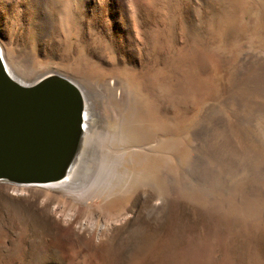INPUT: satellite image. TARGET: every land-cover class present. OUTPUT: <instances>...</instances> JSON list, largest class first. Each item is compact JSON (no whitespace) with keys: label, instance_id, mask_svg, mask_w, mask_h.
I'll use <instances>...</instances> for the list:
<instances>
[{"label":"rangeland","instance_id":"rangeland-1","mask_svg":"<svg viewBox=\"0 0 264 264\" xmlns=\"http://www.w3.org/2000/svg\"><path fill=\"white\" fill-rule=\"evenodd\" d=\"M0 45L116 159L115 214L0 182V264H264V0H0Z\"/></svg>","mask_w":264,"mask_h":264},{"label":"water","instance_id":"water-1","mask_svg":"<svg viewBox=\"0 0 264 264\" xmlns=\"http://www.w3.org/2000/svg\"><path fill=\"white\" fill-rule=\"evenodd\" d=\"M83 113L74 82L53 73L23 85L0 54V182L40 186L63 180L80 145Z\"/></svg>","mask_w":264,"mask_h":264},{"label":"bare ground","instance_id":"bare-ground-1","mask_svg":"<svg viewBox=\"0 0 264 264\" xmlns=\"http://www.w3.org/2000/svg\"><path fill=\"white\" fill-rule=\"evenodd\" d=\"M4 47H5V45H4ZM0 54H1L3 63L5 65V68L8 71V73L14 79L19 81L21 84L27 85L26 82H24L21 79V77H18V75L15 73V71H13V69H11L10 63L8 61V59H9L8 58V51L6 49H4L2 47V45H0ZM17 77L20 78L21 80L18 79ZM76 86L78 87V89H79V91L83 97V101H84L83 131H82V137L80 140V145H79L78 151L74 157L73 162L70 165V168L67 172L66 177L63 180L56 182V183H48V184H43V185L35 186V187L55 189V190H57V192L63 193L65 195H75L76 194L74 200H76L77 203H81L83 205L86 204L85 202L87 200H91V199H95V198L100 200L103 198V196L109 197L110 200L105 201L103 203L104 204L103 208L106 210L105 212L110 213V214H111V212H114V214H115L116 213V162H115V160L116 159L115 158L107 159L108 156L105 158V155H103V154L100 155V159H99L98 155L96 154L97 156L94 155V159L93 158L92 159L93 160L96 159L97 163L92 166V165H90L92 160L89 159L88 160L89 161V167H86L87 153L89 150V146H91L90 143L92 141V129L88 126V124L91 126L90 121H89L90 115L88 113V108L90 107V104L87 101L83 90L77 84H76ZM86 108H87V111H86ZM86 121L88 122L87 125H86ZM99 138H100L99 133H97L95 138H94L95 140L92 141V144H94L93 148L94 147L98 148L99 146L102 145L101 144L102 142H100ZM82 177H84L85 183H89V186H85L84 183H82V184L79 183L82 180ZM25 186H30V185H25ZM82 188H83V190H82L83 192L77 193V192H80V189H82ZM110 197H112V199ZM102 211H104V210H102ZM103 262H104V260H103Z\"/></svg>","mask_w":264,"mask_h":264}]
</instances>
